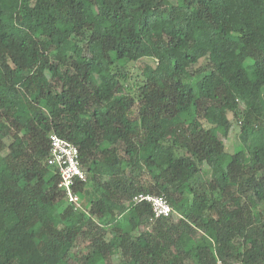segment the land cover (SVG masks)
<instances>
[{
  "label": "trees",
  "instance_id": "obj_1",
  "mask_svg": "<svg viewBox=\"0 0 264 264\" xmlns=\"http://www.w3.org/2000/svg\"><path fill=\"white\" fill-rule=\"evenodd\" d=\"M51 133L78 149L85 210L57 188ZM140 194L175 215L151 221ZM216 256L264 264V0H0V264Z\"/></svg>",
  "mask_w": 264,
  "mask_h": 264
},
{
  "label": "built area",
  "instance_id": "obj_2",
  "mask_svg": "<svg viewBox=\"0 0 264 264\" xmlns=\"http://www.w3.org/2000/svg\"><path fill=\"white\" fill-rule=\"evenodd\" d=\"M49 158L47 164L53 167L58 176L57 188L63 192L69 204L80 208L81 199L75 193V187L79 182L87 181V173L82 169L79 161L77 147L71 142L59 137L55 133L49 135ZM146 202L151 206L153 218L151 221L160 218H167L174 215V211L164 196L140 194L136 196L133 203ZM215 264H242L239 261H226L216 256Z\"/></svg>",
  "mask_w": 264,
  "mask_h": 264
},
{
  "label": "rangeland",
  "instance_id": "obj_3",
  "mask_svg": "<svg viewBox=\"0 0 264 264\" xmlns=\"http://www.w3.org/2000/svg\"><path fill=\"white\" fill-rule=\"evenodd\" d=\"M141 55L143 61L152 64L151 53L147 48H144ZM133 71L135 72V69H133ZM47 84L52 87L55 84V78L49 77L47 79ZM239 131H240L239 125L235 123V120L233 119L232 115H229L227 116V118L222 120L219 132L221 134L222 143L227 152L236 153L238 150H241L242 143L239 138ZM207 178L204 177L200 172H197L192 168H186L183 173V179L190 183L203 184L207 181ZM91 193L93 192L91 191ZM89 200L90 197H87L84 199L83 203L81 202L80 208L82 210H85L86 205L89 203ZM82 247L83 245L80 244L78 248L72 249L70 256L71 257L76 256ZM32 249H33L32 245L26 246L27 252H31ZM102 263L103 262L97 260L89 264H102Z\"/></svg>",
  "mask_w": 264,
  "mask_h": 264
},
{
  "label": "clouds",
  "instance_id": "obj_4",
  "mask_svg": "<svg viewBox=\"0 0 264 264\" xmlns=\"http://www.w3.org/2000/svg\"><path fill=\"white\" fill-rule=\"evenodd\" d=\"M174 215H175V213H174ZM177 217H178V215H177Z\"/></svg>",
  "mask_w": 264,
  "mask_h": 264
}]
</instances>
